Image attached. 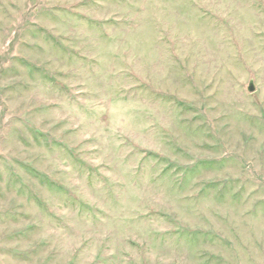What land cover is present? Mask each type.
I'll return each mask as SVG.
<instances>
[{"label":"rangeland","instance_id":"374dc122","mask_svg":"<svg viewBox=\"0 0 264 264\" xmlns=\"http://www.w3.org/2000/svg\"><path fill=\"white\" fill-rule=\"evenodd\" d=\"M0 264H264V0H0Z\"/></svg>","mask_w":264,"mask_h":264},{"label":"water","instance_id":"95a60500","mask_svg":"<svg viewBox=\"0 0 264 264\" xmlns=\"http://www.w3.org/2000/svg\"><path fill=\"white\" fill-rule=\"evenodd\" d=\"M255 91L253 80L251 79L248 83L247 92L252 93Z\"/></svg>","mask_w":264,"mask_h":264}]
</instances>
